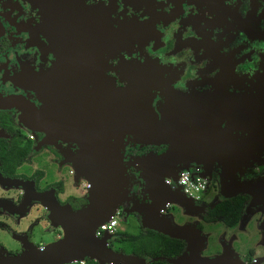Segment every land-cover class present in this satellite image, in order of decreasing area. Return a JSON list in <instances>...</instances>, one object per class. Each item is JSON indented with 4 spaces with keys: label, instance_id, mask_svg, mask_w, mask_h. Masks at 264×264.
Listing matches in <instances>:
<instances>
[{
    "label": "flooded vegetation",
    "instance_id": "obj_1",
    "mask_svg": "<svg viewBox=\"0 0 264 264\" xmlns=\"http://www.w3.org/2000/svg\"><path fill=\"white\" fill-rule=\"evenodd\" d=\"M94 72L98 87L107 95L94 97L88 77L86 88L71 85L77 77ZM126 86L133 87L136 102L147 105L157 120L166 112L170 133L182 140L178 157L201 159L207 157L205 145L220 143L209 154L234 159L235 140L249 134L239 127L245 118L259 128L264 145V0H0V103L1 99L20 100L29 106L28 113L40 110L44 122L58 124L55 133L45 128L34 131L19 122L32 124L17 107L0 108V175L31 181L34 191L44 193L43 200L52 190L59 205L75 210L78 206L67 198L85 196L73 192L60 197L62 184L57 179L40 185L41 173L34 180L40 170L30 175L5 172L4 155L14 144L23 150L16 162L27 164L30 154H40L57 171L68 168L75 181L69 158L78 147L71 140L75 139L72 127L101 122L105 98L120 108L122 97L115 93ZM94 105L102 111L94 112ZM239 106L241 111L248 109L245 118L239 119ZM43 139L49 143H40ZM121 141L117 164L125 170L127 182H136L121 213L139 220L135 212H124L148 202L149 196L129 162L148 152L161 154L168 144L134 143L127 134ZM227 142L228 150L221 145ZM202 164L210 175L207 190L212 188L215 198L221 165ZM243 170L238 180L255 184V197L245 211L249 196L237 193L247 197L239 218L241 228L254 226L256 235L264 238V165ZM17 188L16 203L24 193ZM219 199L194 202L202 209L186 214L185 222L192 217L204 234L201 224L207 222L201 214ZM24 236L31 242L26 232Z\"/></svg>",
    "mask_w": 264,
    "mask_h": 264
},
{
    "label": "water",
    "instance_id": "obj_2",
    "mask_svg": "<svg viewBox=\"0 0 264 264\" xmlns=\"http://www.w3.org/2000/svg\"><path fill=\"white\" fill-rule=\"evenodd\" d=\"M54 69L53 71H55ZM87 77L89 80L88 88L93 90V96L101 97V94L107 95L102 87L96 83L98 73L94 72L85 76L77 77L72 86L87 87ZM52 78L56 80V75ZM69 80V78H67ZM78 80L82 84H78ZM70 82V81H69ZM93 82V83H92ZM56 82V86H57ZM42 87L40 84L39 89ZM67 87H71L70 83ZM101 87V88H100ZM105 89V88H104ZM132 86H126L121 91H116L115 95L122 97L120 108L115 101H109L105 98V116L101 122H94L91 125L78 124L72 127L71 139L77 145V152L69 160L74 167V177L81 176L87 182V191L85 194V204L76 210L70 209L67 205H59L52 193L46 200L42 199L44 193L36 192L32 183L17 178L1 177L0 184L6 186H20L24 193L16 205L9 200L0 198V209L20 216L26 210L31 201H39L46 208V215L51 225L58 224L62 228L61 235L54 241L44 244L41 248H36L25 237L13 234L26 252L22 255L7 254L0 250V264H68L72 261H80L85 258L95 260L96 264H147L146 257H137L131 254H124L120 251H113L107 247L108 234L100 237L93 235L94 228L105 222L114 212L119 194L125 188L126 173L122 167L117 164L122 148V136L129 135L134 143L154 144L166 143L168 147L161 154L146 153L132 158L129 164L137 171V177L142 181V187L149 196V201L137 206H132L129 211L135 212L139 216V225L141 228L156 231L170 238H176L183 242V250L174 258L165 259L167 264H244L235 258L228 244L222 243L221 251L211 256H202L200 251L204 246L205 235L195 227V223L174 224L170 216L161 214L160 210L165 204L173 203L182 209L185 214H195L202 209L201 206L194 205V202L177 188L170 189L163 183V177L175 178L178 166H199L201 175L209 180V170L205 169L202 162H218L221 165L222 172L218 174V188L220 198H228L237 193L249 196V202L245 206L248 210L253 203L255 194L252 190L255 184L251 181L238 180V173L244 165H248L255 157V151H260L264 145L260 140V133L255 125H249L245 122V115L248 109L241 111L239 106V119H242V129H248L249 134L245 139L235 140L237 146V156L234 159L230 157L211 156L209 153L216 152L215 143L205 145L206 156L204 158H181L178 152L182 148V140L179 134L170 133V127L167 124L166 112L158 118L151 112L147 105L136 102L135 94L131 92ZM41 90H39L40 92ZM109 95H114L111 91ZM108 97V96H106ZM15 99H1L0 108L15 106L20 112L30 119L31 123H25L22 119L19 122L27 128L39 131L44 128L49 133H55L58 124L44 122L41 117V111L32 109L33 113H28L25 109L26 103ZM19 104V105H18ZM94 105V112L102 111ZM245 114V115H243ZM101 115H96V117ZM56 123V122H55ZM70 130V127H68ZM259 129V128H258ZM264 130V129H263ZM47 141V140H42ZM208 142V141H206ZM210 142V141H209ZM47 143H49L47 141ZM212 149H210V146ZM229 147V142L222 143ZM263 146V147H262ZM223 149V148H222ZM228 179V183L225 180ZM154 191V192H153ZM164 193L166 195H164ZM157 194V195H155ZM264 196V194H263ZM257 262V261H256ZM250 264H256L250 263Z\"/></svg>",
    "mask_w": 264,
    "mask_h": 264
},
{
    "label": "rangeland",
    "instance_id": "obj_3",
    "mask_svg": "<svg viewBox=\"0 0 264 264\" xmlns=\"http://www.w3.org/2000/svg\"><path fill=\"white\" fill-rule=\"evenodd\" d=\"M262 149L260 150V152L259 150L255 151V157H257V159L253 160L248 165H244L242 167L244 169L243 171L264 165V152L262 153ZM10 150L11 152H8L9 150H6L5 152L8 153L4 155L3 169L5 172L12 174L20 172L25 175H30L33 171L40 170V172L42 173V176L39 180L40 185L44 184V182H46L47 180L57 179L59 182H61L62 190L59 191L60 197L73 192V194H80L85 196L87 191L86 180L81 176H77L75 178V181H73L72 176L69 172H67L68 168L66 169L65 167H62L60 171H57L55 165L49 163L48 161H45L40 154H30L27 164L24 162L19 163L15 160L18 157H21L23 153L22 148L13 144ZM17 163H19V166L17 165ZM135 185L136 182H126L122 194H119L117 206L114 212L112 213L113 215L111 214L113 216L111 218L116 220L117 227L116 231L107 239L108 242L111 241L113 235L118 230H123L132 234H136L141 230L139 220L135 218L134 215H123L121 213L122 208L126 206L128 197H130L131 192L135 189ZM1 186H4V188H2ZM1 186L0 198H5L9 200L11 204L16 205L19 201H17L16 203L14 198L16 194L20 192V188H17L18 186L14 187L9 185ZM49 193H52V190H49ZM213 193L214 191H212V188H210V190L208 189L205 193H202L198 201H201L202 203L206 204L207 202H210L212 198L215 200L220 198L219 192H217L215 198L213 197ZM164 195L166 194L164 193ZM167 210L173 218L175 214H180V208L173 203H168ZM2 211L4 210L0 209V250L4 253L8 254L10 250H13L12 252L14 255L22 256L26 252V250H24L21 246V243H19V241L15 237H13V234L25 237L24 233L26 232L30 237L32 245H34L36 248H41L42 246H44V244L54 241L61 235L62 228L58 224L51 225L49 223V220L46 215V208L41 202L31 201L30 204L26 207L24 213L16 217L12 214H9V216L6 214L8 212L5 211L6 213H4ZM128 212L129 210L124 213ZM160 213L166 214L164 208L162 211L160 210ZM183 215L186 218L187 215H185L184 213ZM189 220L190 222L188 223H192V217H189ZM241 225V219H239L237 223L231 228L225 227L220 221H213L208 227L210 231L207 232L206 235L204 234V248H202L200 255L211 256L213 254H218L221 251L222 243H225L229 245V248L233 252L235 258H237L244 264H250L254 262L256 264H264V242H262L264 238H259L256 235L254 226L252 229L249 228L248 232L247 228L244 226L241 228ZM8 230L11 231V235H9ZM119 245V243L112 241L109 245L107 244V247L113 251H116ZM75 262L77 261H72L68 264H74Z\"/></svg>",
    "mask_w": 264,
    "mask_h": 264
},
{
    "label": "trees",
    "instance_id": "obj_4",
    "mask_svg": "<svg viewBox=\"0 0 264 264\" xmlns=\"http://www.w3.org/2000/svg\"><path fill=\"white\" fill-rule=\"evenodd\" d=\"M40 175L41 172H35L33 175L34 180ZM212 178H214V175ZM246 201L247 197L240 194L219 199L211 207L204 209L201 214V219L203 222L220 221L225 227L231 228L241 217ZM67 202H73L75 206H78L76 208L78 209L85 204V198L68 197ZM195 227L199 229L200 226L197 224ZM112 241L120 244L116 251L137 257L144 256L148 259L147 264L166 263L164 261L165 259L174 258L184 247L181 240L167 237L166 235L146 228H141L140 232L136 234L118 230L113 235L111 241H107V244L109 245ZM81 261V263L75 262L74 264H96L93 259L85 258Z\"/></svg>",
    "mask_w": 264,
    "mask_h": 264
},
{
    "label": "built area",
    "instance_id": "obj_5",
    "mask_svg": "<svg viewBox=\"0 0 264 264\" xmlns=\"http://www.w3.org/2000/svg\"><path fill=\"white\" fill-rule=\"evenodd\" d=\"M175 178L168 176L163 177V183L170 189L177 188L182 194L189 197L193 202L200 199L202 193L207 190L208 180L201 175L197 166H178ZM116 213V212H115ZM113 215V214H112ZM109 216L108 219L97 225L93 230L95 237L103 234L112 235L116 231V220ZM82 261H77L81 263ZM112 264V263H107Z\"/></svg>",
    "mask_w": 264,
    "mask_h": 264
},
{
    "label": "crops",
    "instance_id": "obj_6",
    "mask_svg": "<svg viewBox=\"0 0 264 264\" xmlns=\"http://www.w3.org/2000/svg\"><path fill=\"white\" fill-rule=\"evenodd\" d=\"M181 209V208H180ZM180 213V212H179ZM183 213V212H182ZM167 215L170 216V219L171 221L176 224V225H181L183 223H188V222H185V216L183 214H178V215H174V218L172 217V215L167 212L166 213ZM185 214V213H184ZM186 215V214H185ZM212 222H207V223H202L201 224V227H202V231L205 232L204 234L206 235L207 232H209V225L211 224ZM202 233V232H201ZM203 234V233H202ZM204 248V247H203ZM202 250V249H201ZM211 255V254H210ZM204 256H207V255H204ZM209 256V255H208ZM160 264H167V263H160Z\"/></svg>",
    "mask_w": 264,
    "mask_h": 264
}]
</instances>
